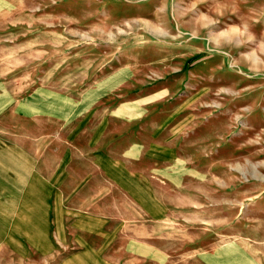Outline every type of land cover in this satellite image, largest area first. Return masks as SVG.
Here are the masks:
<instances>
[{
    "label": "rangeland",
    "instance_id": "obj_1",
    "mask_svg": "<svg viewBox=\"0 0 264 264\" xmlns=\"http://www.w3.org/2000/svg\"><path fill=\"white\" fill-rule=\"evenodd\" d=\"M7 182L96 196L121 264H264V0H0Z\"/></svg>",
    "mask_w": 264,
    "mask_h": 264
},
{
    "label": "crops",
    "instance_id": "obj_2",
    "mask_svg": "<svg viewBox=\"0 0 264 264\" xmlns=\"http://www.w3.org/2000/svg\"><path fill=\"white\" fill-rule=\"evenodd\" d=\"M16 185L0 183V253L13 260L37 254L54 264H121L116 253L113 257L107 254L127 249V243H120L128 237L122 228L124 221L108 218L105 208L97 210L100 202L96 196L80 198L75 194L74 198H79L74 200L72 208L76 209L72 211L65 208L62 194H53L48 182L26 184L20 198L12 193ZM27 191L34 193L27 195ZM71 215L74 223L66 220Z\"/></svg>",
    "mask_w": 264,
    "mask_h": 264
}]
</instances>
